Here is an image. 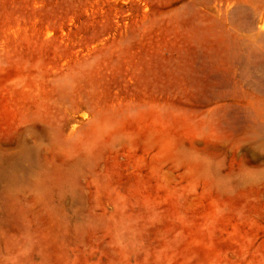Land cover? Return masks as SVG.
Listing matches in <instances>:
<instances>
[{
	"label": "rangeland",
	"instance_id": "obj_1",
	"mask_svg": "<svg viewBox=\"0 0 264 264\" xmlns=\"http://www.w3.org/2000/svg\"><path fill=\"white\" fill-rule=\"evenodd\" d=\"M0 264H264V0H0Z\"/></svg>",
	"mask_w": 264,
	"mask_h": 264
}]
</instances>
